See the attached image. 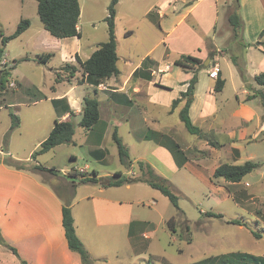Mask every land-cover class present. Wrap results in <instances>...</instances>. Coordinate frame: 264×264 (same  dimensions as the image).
Masks as SVG:
<instances>
[{
  "label": "rangeland",
  "instance_id": "obj_1",
  "mask_svg": "<svg viewBox=\"0 0 264 264\" xmlns=\"http://www.w3.org/2000/svg\"><path fill=\"white\" fill-rule=\"evenodd\" d=\"M111 1L80 0L79 29L82 36L79 41H70L57 38L45 29L38 14L37 0H0V48L3 49V54L0 56V76L3 71L12 70L5 81L9 97L21 95L22 99L28 101L38 96L39 91L45 95H52L54 87H67L68 81L61 86L56 82L58 75H61L59 72L61 65L67 63L73 65L69 54L74 49L79 48L81 57L86 59L100 43L108 40L109 28L105 18L109 13L108 7ZM186 1H119L116 6L115 34L119 55L118 67L123 77L127 70L142 58L150 56L160 62V67L164 68L166 65L171 67L170 71L162 76L155 75L156 82L161 80L175 91L187 87L185 84L192 77V73L176 65L174 59L180 56L181 50L192 48L190 45L186 46L187 43L183 40L188 41L191 39V33L195 34L198 31L188 22L167 35L168 31H164L157 25L159 18L146 14L157 6L167 13V16L162 19L163 27L171 28L172 21L179 13L173 11V6L175 5L183 12L187 9ZM230 1L229 13L235 10L237 0ZM22 19H29L30 26L18 37L4 44L2 37L13 34ZM219 25L221 30L231 28L228 19L224 23L222 14ZM210 43V47L217 54L215 46L211 41ZM167 48H169L168 53ZM48 52H53L54 56L47 63L39 62L41 55ZM241 53L242 51L233 53L238 57L240 63L238 66L234 64L230 54L219 58V64L228 77L221 92L214 91L216 79L209 76V71L216 66L215 56L211 59L207 55L203 59V67L198 72L195 97H193L194 94L183 97V100H193L190 115L194 124L201 129L202 136L191 134L187 130L180 117V107L174 108L169 114L161 111V124L173 129V138L181 144L189 160L205 163V167H202L200 171L194 172L184 168L172 177L159 175L167 178L171 184L172 190L179 197L181 210H178L160 190L147 183H135L133 187L136 190L133 198L137 210L141 217L154 222L156 226L154 232L148 233L150 239L141 237L139 242L142 245L146 241L149 246L147 249L134 252L130 244H124L121 241L119 253L110 255L107 260L100 261V264H189L211 255L218 256L231 252H247L264 256V131L256 133L255 117L249 125L243 122L239 125L240 127H237L240 118L246 119L250 115L249 111L260 113L261 121H263L264 104L259 97L248 100L244 92L246 89L254 94L256 92L254 87L260 88V86L251 77L253 68L246 65ZM4 59L8 61L7 64L2 63ZM207 59L209 61L206 63ZM15 60L17 65L15 69H11ZM152 67L156 68L155 65ZM77 75L82 76L79 72ZM240 76H244L243 79L238 78ZM11 81L15 83L19 81L20 86L16 84L9 86ZM85 89L89 90L90 95H95L93 89L88 88L87 85L80 86L77 92L81 93ZM154 95L164 106L175 92L159 90ZM80 104L81 102L77 101L75 105L81 108L82 104ZM47 105L51 109L50 102H42L36 106L14 104L1 108L0 149L2 151L9 149L10 153L0 154V158L8 162L29 161L26 157L31 158L30 151L35 148L36 139L40 133L38 124L31 120L30 114L39 110L38 113H42L44 117L41 121L52 122L53 113L51 117ZM168 109L171 110L172 107ZM12 113L22 120L20 127L11 129ZM81 118V114L72 117L75 125L73 138L75 142L65 143L55 150L40 155L38 160L41 164L54 167L62 173H69L75 168L87 165L88 171L98 168L101 174H107V172L112 174L110 177L114 176L118 170L126 177H130L132 171L141 172L138 162H145V159L135 160L132 166L123 165L113 134L107 136L106 146L110 150L107 161L100 162L91 157L86 144L87 129L80 125ZM121 139L124 144L128 143L131 146L136 156H144L150 151L149 145L139 149L135 137L125 131ZM211 141L217 142V145L213 146ZM247 160L258 163V166L238 183L213 176V167L222 163L242 164ZM39 174L47 178L42 172ZM117 189L121 192L126 191V188ZM152 201L156 203L152 204ZM218 213L223 214V217L212 215ZM172 216L176 219L173 227L168 223ZM234 219L240 220L242 225L231 223L230 221ZM253 231L260 237H256ZM216 264L223 263L217 260Z\"/></svg>",
  "mask_w": 264,
  "mask_h": 264
},
{
  "label": "crops",
  "instance_id": "obj_2",
  "mask_svg": "<svg viewBox=\"0 0 264 264\" xmlns=\"http://www.w3.org/2000/svg\"><path fill=\"white\" fill-rule=\"evenodd\" d=\"M189 1H186L187 9L183 12L176 8L175 5L173 6V11L179 13L172 21L171 28L163 27L162 19L167 16V13L157 8V6H154V10H149L146 13L149 15L152 12L154 18H159L157 25L164 31H168L167 35H170L179 26L188 22L193 29L198 31L195 34L191 33V39H188V41L183 40L187 43H185L186 46L190 45L192 48L181 50L180 56L182 54H191L205 59L208 55L207 41L210 39L217 50L214 60L220 68L225 83L228 77L219 64V58L225 54L236 56V53L233 54L235 51L239 53L242 51L241 55L246 65L253 68L251 74L253 79L259 73L264 72V51L261 45L264 42V36L260 34L264 30V0H237L239 12L244 22L241 39L234 36L232 27L220 29L221 14L224 23L230 14L228 11L231 4L230 0H196L192 4H188ZM80 38L72 36L62 39L79 41ZM238 42L240 43L238 44ZM166 52H169V48H167ZM77 55L81 61H85L90 55L88 58L83 59L79 48L74 49L69 54V59L73 65H78L81 68L80 63L76 59ZM180 56L176 57L174 61ZM146 57L151 58L150 56ZM145 58H142L127 70L124 77L119 69L120 73L118 76L107 78L98 86L83 80L85 76L83 75V70L78 71L79 67L75 75L70 76L67 71L62 70V64L61 67L59 66L61 75H58L59 81L56 82L61 86L65 81H68L67 87L56 86L53 88L52 95H46V98L42 99L35 96L28 101L22 99L21 95L9 97V93L4 91L0 98V110L3 107L14 104L36 106L42 102H50L51 109L50 106H47L50 109L51 117L53 113L52 122L50 120L47 122L41 121L44 117L42 113H38L39 110L30 114L31 120L38 124V129L40 130L35 148L30 151V153H33L48 137L56 120H72L71 111L75 113L74 115H82L84 97H96L99 100L101 119L106 121L108 125L100 145H95L93 136L91 137L89 130H87L86 144L91 157L100 162H106L110 154V150L106 146L107 136L117 131L121 137L123 131H125V133L135 137L136 142L139 144V149L150 146L149 153L144 156H136L131 150V146L126 143L125 145H127L133 157L131 158L134 159L133 163L135 160L145 159V162L149 163L158 175H163L164 177L175 176L184 168L194 172L200 171L202 167H205V163L201 164L188 160L182 167H179L167 147L153 139L146 138L149 130L174 136L173 129L161 124V111L163 110L166 114L172 112L173 108L171 110L168 108L172 107L173 99L181 97V92L187 90L188 83L185 84V87L187 86L185 89L175 91L161 80L156 82L155 75L160 74L162 76V74L170 71L171 67L169 65L164 68L160 67V62L155 59L153 60L157 62L155 64L156 68H153L154 66L151 67L152 80L134 77V72L142 65ZM238 65H240L239 62ZM180 67L187 72L192 73L193 71V69ZM11 72L12 70H10ZM78 72L82 74L81 77L77 75ZM243 77L240 76L238 78L243 79ZM15 84L20 86L19 81ZM84 85H87L88 88L91 87L95 95H90L88 89L78 93V88ZM254 89L257 90L259 88L254 87ZM159 90H170L175 92V95L171 96L169 102L162 106L161 101L154 95ZM244 92L247 97L252 94L246 89H244ZM193 97H195V94ZM77 101L81 102V108L76 107ZM185 102L186 100H182L176 108L180 107L181 109ZM192 105L193 101L190 112ZM249 112L250 115L248 117L250 118H240L237 127H240L239 125L243 122L249 125L254 121L253 117H255L256 133L263 132L264 120L261 121V114L254 111ZM22 123L19 117V125L21 126ZM73 142H75L74 139ZM62 145H58L51 150H55ZM3 153L9 154L10 150L2 151L0 149V154ZM38 157L32 162L40 163ZM26 160L31 161L32 158L29 159L28 156ZM86 167L88 168L87 165ZM216 167H213L212 170L214 171ZM75 169L80 171V168ZM92 171L98 172V183L73 181L67 177L68 172L62 173L58 171L57 174L49 171L32 172L19 170L14 166L0 162V233L7 243L17 249L20 258L25 260L27 264H83L80 254L69 248L62 222L64 202L70 198L76 233L93 259V264H100V261L107 260L110 255H117L120 251L121 241L124 244H130L134 252L147 249L149 244L146 241L142 245L139 242L141 237L150 239L151 237L148 233L154 232L156 226L154 222L140 216L133 198L136 190L133 187L135 183L145 182L106 186L112 174H108V172L107 174H101L98 168H94ZM41 172L47 178L39 174ZM91 172L87 170L84 173ZM140 173L132 171L131 176L136 177ZM104 181H107V183H104ZM117 188H126V191L121 192ZM151 203L155 204L156 201ZM144 244L147 246H143ZM224 254L228 253L221 255ZM213 256L215 255L209 257ZM20 258L10 249L0 244V264H22Z\"/></svg>",
  "mask_w": 264,
  "mask_h": 264
},
{
  "label": "trees",
  "instance_id": "obj_3",
  "mask_svg": "<svg viewBox=\"0 0 264 264\" xmlns=\"http://www.w3.org/2000/svg\"><path fill=\"white\" fill-rule=\"evenodd\" d=\"M119 1L120 0H112L108 7L109 13L105 18L109 28L108 40L100 43L98 48L85 61H81L79 56H76V59L80 63V66L83 70V75L85 76L83 80H86L88 83L94 86H98L103 80L112 76H118L120 73L117 64L119 56L117 52V39L115 34V18L117 14L116 6ZM194 1L196 0H190L188 4H192ZM37 2L39 17L45 29L49 31L51 35L57 38H66L72 36H77L80 38L82 36L81 31L78 27L81 15L80 0H37ZM152 14L153 13L151 12L149 15ZM228 21L231 27L233 28L234 36L236 38L241 39L244 28V22L240 15L239 5L237 1L235 4V10H233L228 16ZM30 24L31 23L29 19H22L18 25L17 30L11 35L3 36L2 42L6 44L9 40L18 37L25 30H27ZM260 34L261 36H264V30H262ZM208 41V57L213 59L216 53L210 47L211 40L208 39ZM261 45L263 46L264 51V42H262ZM2 54L3 49L0 48V56ZM53 56V52H48L44 55H41V58H39L38 60L39 62L46 63ZM232 60L236 65H238L236 56H232ZM16 62L17 61L15 60V63L11 69H14L16 67ZM174 62L176 65L188 68L190 70L193 69V71L192 77L188 81L187 90L181 92V97L173 99V109L179 105V103L183 100L184 96L194 94L195 87L198 82V72L200 68L203 67V59L191 54H182ZM155 64H157L155 60L146 57L143 60L142 65L134 72L133 76L152 80L153 75L151 67ZM62 69L67 71L70 76H74L79 68L76 65L67 63L62 66ZM9 74L10 70L3 71L0 76V98L3 95L4 91H6L8 88L5 81L6 77H8ZM254 80L257 82L260 88L257 89L254 94L249 95L248 100L253 97H259L261 102L264 104V72H261L256 75ZM57 81H59V77H57ZM224 86L225 79L222 77V74L219 71V76L215 80L214 91L221 92ZM36 97L42 99L46 98V95L39 91V94ZM192 101L193 100L189 99L186 100L184 106L180 110V117L185 127L191 134L202 136L203 133L201 132V129L194 124L190 115V107ZM83 106L84 107L82 112V118L80 120V125L89 130V135L91 137L93 136V139L95 140V145H100L108 124L106 121L101 119L99 100L96 97L85 96L83 99ZM71 114L72 116H74L75 113L71 111ZM12 116L13 123L11 129H14L19 126V117L14 113H12ZM74 134L75 125L72 120H56L48 137L40 144L39 148L32 153V160L34 161L39 155L50 151L58 145L73 142ZM146 138L153 139L167 147L171 151L179 167H182L189 160V158L185 155V151L182 149L181 144L176 141L172 136L165 133L149 130L148 134L146 135ZM113 139L117 144L118 154L121 163L126 166H131L133 163V159L131 158L128 147L124 144L117 131H114ZM211 144L213 146H216L217 142L211 141ZM32 160H12L11 162H8L7 160H3L2 158H0V162L8 163L19 170H31L34 172L49 171L51 173H58V170L56 168L48 167L41 163H33ZM30 162H32V164ZM138 164L141 169V174L139 176L126 177L123 172L118 171L116 174H114V176L108 179V183L106 184V186H121L126 183L145 182L153 188L160 190L165 196L169 198L171 203L178 210H181L179 207V197L172 190L171 184L168 182L167 178L159 176L149 163L139 161ZM257 166L258 163L252 160H247L242 164L222 163L214 169L213 176L215 178L223 177L229 182L238 183L247 174L251 173ZM97 175V171H92L91 173H82L77 169H73L67 174V177L71 178L73 181L78 180L81 183H98L99 178L97 177ZM62 214V222L69 248L80 254L83 264H93V259L91 258L88 250L86 249L85 245L76 233L74 217L71 210V198L64 202ZM212 215L217 217H223V214L221 213ZM230 222L242 225L240 220L237 219H234ZM168 223L170 226L173 227L176 223L175 216H172L169 219ZM253 233L256 237H260L258 233L254 231ZM0 244L10 249L15 255L20 258L17 249L7 243L1 233ZM20 260L22 264H27L25 260L21 258ZM217 260H221V263L223 264H264V256L255 255L247 252H231L224 255L205 258L190 264H216Z\"/></svg>",
  "mask_w": 264,
  "mask_h": 264
},
{
  "label": "built area",
  "instance_id": "obj_4",
  "mask_svg": "<svg viewBox=\"0 0 264 264\" xmlns=\"http://www.w3.org/2000/svg\"><path fill=\"white\" fill-rule=\"evenodd\" d=\"M7 62H8V61H7L6 59H4V61H3L2 63H3V64H7ZM219 71H220V68H219L218 65H216L215 67H213V68L209 71V76H210L211 78L217 79L218 76H219ZM14 85H15V82H14V81H11V82L9 83V86H14ZM80 172H82V173L87 172V167L85 166V167L80 168Z\"/></svg>",
  "mask_w": 264,
  "mask_h": 264
},
{
  "label": "water",
  "instance_id": "obj_5",
  "mask_svg": "<svg viewBox=\"0 0 264 264\" xmlns=\"http://www.w3.org/2000/svg\"><path fill=\"white\" fill-rule=\"evenodd\" d=\"M209 60V59H208ZM206 63H207V61H206ZM0 73H1V71H0ZM101 180V179H100ZM104 183H107V181H104Z\"/></svg>",
  "mask_w": 264,
  "mask_h": 264
}]
</instances>
